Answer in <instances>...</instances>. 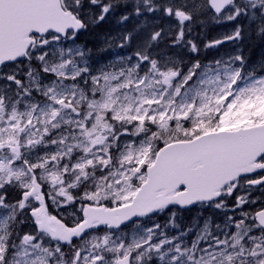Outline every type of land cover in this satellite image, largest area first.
<instances>
[{
    "label": "snow or ice",
    "instance_id": "snow-or-ice-1",
    "mask_svg": "<svg viewBox=\"0 0 264 264\" xmlns=\"http://www.w3.org/2000/svg\"><path fill=\"white\" fill-rule=\"evenodd\" d=\"M254 40L264 0H0V264H264Z\"/></svg>",
    "mask_w": 264,
    "mask_h": 264
},
{
    "label": "rangeland",
    "instance_id": "rangeland-1",
    "mask_svg": "<svg viewBox=\"0 0 264 264\" xmlns=\"http://www.w3.org/2000/svg\"><path fill=\"white\" fill-rule=\"evenodd\" d=\"M114 27V25H107L104 28H98L95 31L97 32L98 35V40L96 46H90L87 45L88 48L92 49L93 54L97 57L100 58L101 60L107 59V60H111V59H115L116 54L119 55H126V54H130L127 52H121L119 49L113 48L110 51H102V49L104 48V37L106 32L110 29ZM225 27L221 26V25H209L206 31V36L207 38H211L212 36L217 35L218 33L225 31ZM85 35H82L80 38L83 40ZM255 41V40H254ZM77 44L79 45H86L83 41H81V43L78 42L77 40ZM235 47H237L236 45H232L230 43H226L222 46H220L218 49H211L209 51H207L206 53H203V55L207 56L208 58H212V57H219L221 55H226L230 52H233ZM241 47L244 48L245 54L249 57L250 63L252 64H259V62H261L262 60H264V45H262L259 41H255V44L252 42H248L245 45H241ZM100 50V51H99ZM257 195H259V193H256ZM172 211L177 212L179 217H183L182 221H177V223H179L181 225V227H184L186 225H189L191 223V221L193 220L194 217L196 216H202V217H206L208 215H210V211H203L201 212V209H193L190 211H186L189 213H184L182 214L180 211L176 210V209H172ZM168 212H165L159 216H155L153 218H151V220H145V223L147 225H151L152 221H156L159 222L161 224H163L168 216ZM229 215H231V213H228ZM215 219L216 222H222L223 219V212H216L215 213ZM186 220V221H184ZM202 222V220H201Z\"/></svg>",
    "mask_w": 264,
    "mask_h": 264
},
{
    "label": "trees",
    "instance_id": "trees-1",
    "mask_svg": "<svg viewBox=\"0 0 264 264\" xmlns=\"http://www.w3.org/2000/svg\"><path fill=\"white\" fill-rule=\"evenodd\" d=\"M98 35L99 34H97V32L96 31H94V32H91V33H87V34H85V36H84V43L86 44V45H90V46H96V44H98L97 43V41L96 40H98ZM252 43H254L255 44V41H251ZM100 51V50H99ZM182 214H184V213H188V212H181ZM184 221H186V220H184Z\"/></svg>",
    "mask_w": 264,
    "mask_h": 264
},
{
    "label": "bare ground",
    "instance_id": "bare-ground-1",
    "mask_svg": "<svg viewBox=\"0 0 264 264\" xmlns=\"http://www.w3.org/2000/svg\"><path fill=\"white\" fill-rule=\"evenodd\" d=\"M97 41V40H96ZM183 212H186V211H183ZM189 213V212H188Z\"/></svg>",
    "mask_w": 264,
    "mask_h": 264
}]
</instances>
